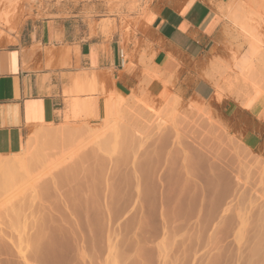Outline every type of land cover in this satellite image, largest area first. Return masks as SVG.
Masks as SVG:
<instances>
[{
  "label": "rangeland",
  "instance_id": "obj_1",
  "mask_svg": "<svg viewBox=\"0 0 264 264\" xmlns=\"http://www.w3.org/2000/svg\"><path fill=\"white\" fill-rule=\"evenodd\" d=\"M33 1L0 0V45L16 42L28 19L58 10L83 9L96 19L118 15L127 33L133 15L179 0ZM252 1L242 9L252 34L225 18L211 51L222 81H215V92L226 90L222 105L215 95L196 103L163 83L154 95L144 88L124 96L120 118L108 116L114 130L102 135L104 107L100 117L65 115L51 125L53 144L36 131L26 140L28 152L46 156L81 146L37 185L32 177L41 167L31 163L0 186V264H264V160L233 129L242 118L233 100L261 98L264 107V0ZM245 54L249 65L240 70L234 65ZM57 235L73 243L54 259ZM256 242L262 248L252 256Z\"/></svg>",
  "mask_w": 264,
  "mask_h": 264
},
{
  "label": "crops",
  "instance_id": "obj_2",
  "mask_svg": "<svg viewBox=\"0 0 264 264\" xmlns=\"http://www.w3.org/2000/svg\"><path fill=\"white\" fill-rule=\"evenodd\" d=\"M236 1L150 5L133 15L127 33L118 15L96 19L83 9L28 19L16 42L0 45V156L21 153L37 129L62 124L74 99L90 100L92 118L101 116L112 93L145 88L154 95L163 83L196 103L214 99V83L222 81L211 51L225 25L221 8ZM152 74L158 78L150 81ZM248 100L251 107L233 100L242 114L233 129L264 160L263 99Z\"/></svg>",
  "mask_w": 264,
  "mask_h": 264
},
{
  "label": "bare ground",
  "instance_id": "obj_3",
  "mask_svg": "<svg viewBox=\"0 0 264 264\" xmlns=\"http://www.w3.org/2000/svg\"><path fill=\"white\" fill-rule=\"evenodd\" d=\"M35 1V0H34ZM33 1V2H34ZM250 2H253L252 0H237V2H233L232 4H229V2L228 3H226L225 4V6H223L222 8H221V12H224L225 13V15H224V17L225 18H227L228 20V22H231L232 24H233V27L235 26V28H237L238 29V31L240 32V33H245V34H248L249 36L252 34L251 33V29L248 27V24H247V22H246V20L244 19V16H243V14H242V9H244V7L243 6H245L246 5V3L248 4V3H250ZM2 4V3H1ZM247 19V18H246ZM6 21V20H5ZM234 28V29H235ZM237 32V31H236ZM243 35V34H242ZM246 36V35H245ZM254 45H258L259 46V44H257L258 43V41L257 40H253V42H252ZM257 46V47H258ZM259 56H260V54H259ZM237 59V58H236ZM259 59V58H258ZM127 60V59H126ZM257 62H261V61H259V60H257ZM235 63V62H234ZM249 65V59H248V54H245L242 58H241V60H240V62H239V65H234L235 67H238L240 70L241 69H243V68H245V67H247ZM233 66V65H232ZM86 76V75H85ZM88 77V76H87ZM82 78V77H81ZM83 81V80H82ZM86 83V82H85ZM83 84V83H82ZM84 85V84H83ZM83 85H81V86H83ZM87 86V85H86ZM157 86V85H156ZM90 87V86H89ZM88 87V88H89ZM87 88V87H86ZM158 88V87H157ZM220 88V87H219ZM85 89V88H84ZM83 89V90H84ZM223 89V88H222ZM222 89H220V90H217L216 89V94H215V98H216V100H217V102L219 101V103H220V101H221V99H222V95H223V92L222 91H225L226 92V90H222ZM224 89H226V88H224ZM229 89V88H228ZM86 90V92L88 91V92H93L94 90L92 89V87L91 88H89L88 90L87 89H85ZM86 92L84 91V93L86 94ZM94 93V92H93ZM228 93V92H227ZM84 94V95H85ZM114 93H112V95H113ZM89 95V94H88ZM115 98H113V99H111V100H109L107 103H106V105H104V109H105V112H103L104 113V115H106L105 117H103L104 119H103V129H105V128H107L106 130H104L100 135H102V134H104L105 132H107L108 130H114L113 128H114V126H115V124H113V125H111V126H108L109 125V123H108V121H109V117H111L110 118V120L111 121H117L120 117H119V113H120V115H121V109H122V105L124 104V95H122V94H120V93H116L115 92ZM231 95V94H230ZM227 96V95H226ZM228 96H229V93H228ZM77 97V96H76ZM237 100V99H236ZM71 103H69L70 105H69V109H68V112L67 113H65V115L66 116H70V119L71 118H73V119H76V118H78L80 115H82V114H89L90 112H92V110H91V105H90V100H79V99H74V100H72V101H70ZM245 106H250V104L249 103H247V102H245V104H244ZM251 107V106H250ZM108 108H111L110 110L108 109ZM109 110V111H108ZM196 110V109H195ZM112 112V114H111V116L109 115V114H106V112ZM197 111V110H196ZM202 111V110H201ZM107 112V113H108ZM204 112V111H203ZM109 116V117H108ZM65 118V117H64ZM67 118V117H66ZM44 126V125H43ZM37 127V126H36ZM50 127H51V124L50 125H47V126H45V127H41V128H39V129H37L36 130V137L37 138H39V140H40V138H42L43 140H46L48 143H51V144H53L54 143V140H55V136H56V134H57V132H55V131H53L52 130V128L50 129ZM69 135V134H68ZM99 135V134H98ZM71 135H69L68 137H67V139L70 137ZM76 136V135H75ZM73 137H74V135H73ZM97 137V136H96ZM78 139V138H77ZM69 140V144L70 143H72V139L70 140V139H68ZM68 140H65L66 142H68ZM71 141V142H70ZM74 141V140H73ZM76 141V140H75ZM83 141V140H82ZM66 142H64V143H66ZM85 142V141H84ZM93 142V141H92ZM63 143V144H64ZM74 143H76V142H73L72 143V145L74 144ZM83 143V142H82ZM68 144V143H67ZM64 145H66V144H64ZM63 145V146H64ZM80 144H79V142H78V145H74L71 149H70V151L68 152V153H61V154H59V155H57V154H53V155H51V156H46L47 154H43V153H41V155L39 154V153H37V154H34V152H28L27 150H28V148H26V147H24V149L22 150V152H23V156H21V157H17V156H19V153H17V154H12V156H0V186H3V187H8L11 183H13V181L15 180L14 179V175H15V173L17 172V171H24V172H27V167L31 164V163H34V164H36L37 165V167H38V165H40V167L42 168V171L39 169L38 171H40L39 173L37 172L36 173V175L35 176H33L32 177V179H33V183L35 184V185H37V183L39 184V182H40V180H42V178H44L45 176H49V175H51L52 173H54V172H52V171H54V170H56L58 167H60L61 168V166H63V165H65V164H67V162H69L70 160H71V158H72V156H74L75 155V153L77 152V150L78 149H80V146H79ZM84 145V144H83ZM53 146V145H52ZM68 146V145H67ZM79 146V148L77 149V147ZM66 147V146H65ZM64 148V147H63ZM63 148H62V150H63ZM37 150V149H36ZM41 150V149H40ZM65 150H67V147H66V149H64V151ZM36 153V152H35ZM45 153V152H44ZM44 155V156H43ZM36 168V167H35ZM35 170V169H34ZM43 171H46V172H44V173H42ZM17 175V174H16ZM18 176V175H17ZM28 176V175H27ZM26 176V177H27ZM25 178V177H24ZM28 178H31L30 176L28 177ZM46 178V177H45ZM30 181V180H29ZM43 181V180H42ZM31 182V181H30ZM32 183V184H33ZM41 183V182H40ZM43 183V182H42ZM39 186V185H38ZM87 220V219H86ZM87 223H89V222H87ZM87 223H86V225H87ZM89 225V224H88ZM91 225V224H90ZM90 225H89V228H90ZM85 228H87V227H85ZM101 228V227H100ZM88 229V228H87ZM92 229V228H91ZM91 229H90V231H91ZM66 230V229H65ZM89 231V230H88ZM88 231H87V233H88ZM100 231H101V229H100ZM61 232H63V230L61 231ZM67 232V231H66ZM66 232L64 231L63 233L64 234H66ZM68 232H69V230H68ZM67 232V233H68ZM91 233V232H90ZM59 235H61L62 236V234H60V232L58 233ZM69 234V233H68ZM68 234H66V235H64V236H67ZM70 235V234H69ZM68 235V240H70V239H73V238H71L72 236V234L69 236ZM88 235H89V233H88ZM91 235H92V233H91ZM58 236V235H57ZM63 236V237H64ZM63 237H60L59 238V236H58V241H57V250H56V252L52 249L51 250V252L52 253H54L55 254V258H54V256H53V254L51 255V256H53V258L54 259H56V258H61V256H63V251L62 250H67L68 248H69V243L72 241H70L68 244H67V242L68 241H66L65 240V237H64V239H62ZM90 237V236H89ZM91 237H94V236H91ZM57 238V237H56ZM53 239H55V238H53ZM89 240H90V238H88ZM87 239V240H88ZM95 239V238H94ZM91 240H93L92 238H91ZM87 242H90V241H87ZM94 242L95 241H93V245H92V247L90 248V249H92L93 247L95 248V244H96V242H95V244H94ZM72 243H73V241H72ZM71 244V243H70ZM101 244V243H100ZM55 245V244H54ZM73 245V244H72ZM71 246V245H70ZM56 246H54V248H55ZM93 248V249H94ZM261 244L259 243H255V246H254V248L251 250V255L252 256H257V254L260 252V250H261ZM72 249V248H71ZM70 249V250H71ZM73 250V249H72ZM66 252H68V251H66ZM65 253V252H64ZM71 253V252H70ZM68 257H69V254H68ZM50 258V257H49ZM52 258V259H53ZM51 258H50V260H52ZM53 259V260H54ZM53 260H52V262H53ZM60 260V259H59ZM59 260L57 259V262H59ZM55 261V260H54ZM91 262V261H90ZM54 263H56V261L54 262ZM60 263V262H59ZM182 264H185L184 262L182 263ZM188 264V263H187Z\"/></svg>",
  "mask_w": 264,
  "mask_h": 264
}]
</instances>
